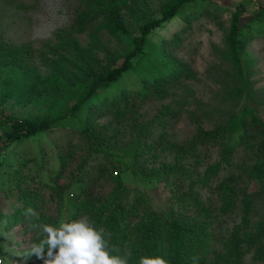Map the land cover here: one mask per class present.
<instances>
[{
	"label": "trees",
	"instance_id": "1",
	"mask_svg": "<svg viewBox=\"0 0 264 264\" xmlns=\"http://www.w3.org/2000/svg\"><path fill=\"white\" fill-rule=\"evenodd\" d=\"M195 1L161 0L155 11L148 0H77L73 25L57 32L41 67L30 63L31 47L0 39V178L7 181L0 189V219L6 230L20 227L31 264H42L32 249L45 239L34 225L59 227L82 218L103 230L112 255L130 251L128 264L158 257L167 264H243L247 255L264 264V119L245 105L211 129L197 126L188 141L179 143L169 133L172 119L186 109L184 100L171 95L181 88L187 101L191 92L184 81L195 77L176 55L194 17L181 10ZM243 11L236 6L224 35V54L237 76L232 89L238 94L249 85L243 70L251 62L246 47L254 38L239 25ZM254 15L264 24V6ZM177 18L183 24L179 29L153 38ZM86 29L89 41L83 45L74 33ZM103 31L118 39L135 32L132 48L122 56L111 51L102 42ZM129 72L136 76V88L124 85ZM168 97L174 104L164 102ZM151 99L161 104L144 119L141 109ZM9 100L34 105L38 113L5 111ZM42 134H57L56 166L47 172L42 158L18 157L21 151L14 149ZM206 147L217 149V159L199 171ZM239 149L252 155L249 162H234ZM31 162L43 175L36 183L24 172ZM126 173L136 185L125 180ZM251 183L256 187L250 189ZM161 184L170 193L166 211L150 202L154 196L160 203L151 189ZM1 198L8 199V213L1 210ZM50 203L61 221L49 213ZM29 208L38 219L26 215ZM228 216L235 220L218 248V222Z\"/></svg>",
	"mask_w": 264,
	"mask_h": 264
},
{
	"label": "rangeland",
	"instance_id": "2",
	"mask_svg": "<svg viewBox=\"0 0 264 264\" xmlns=\"http://www.w3.org/2000/svg\"><path fill=\"white\" fill-rule=\"evenodd\" d=\"M160 1L148 0V3L152 9L157 11ZM77 3V0H0V39L10 45L31 47L30 63L41 67L42 56L47 54L48 44L56 40L57 32L73 25ZM237 5H241L244 9L239 18L241 29H248L254 34V38L246 47L251 62L249 67L244 66L243 70V75L248 77L249 85L243 87L241 94L232 89L235 84L233 78L237 76L232 63L224 54V35L229 26L231 13ZM263 6L264 0H197L182 8V15L193 13L194 17L190 21V27L181 36L182 43L177 48L176 55L191 67L195 77L184 81V85L191 92L187 101L184 98L185 92L181 88H178L177 93L171 95L177 101L184 100L186 108L170 123L169 133L172 140L179 143L188 141L194 135L197 126L211 129L222 121L228 112L240 111L245 105L249 106L256 116L264 119V24L255 19L254 15ZM178 21L177 18L170 22L153 38L160 40L162 37L169 36L171 32L183 25L181 21ZM259 26L261 28L257 30ZM90 29H86L80 34L74 33L81 44L84 45L89 41L88 32ZM134 35L135 32H130L121 35L118 39L103 31L100 36L102 42L111 51L122 56L132 48L131 38ZM236 82L240 83L238 79ZM124 85L128 88L137 87L138 82L134 73L126 74ZM172 98L168 97L164 102L171 101L174 104L175 101L171 100ZM160 104L161 102L158 100H149L141 109V117L144 119L152 117ZM5 108H8L5 111L13 112L18 116H35L38 113V107L34 105L22 106L11 100L7 102ZM56 135L42 134L27 138L17 143L14 149L21 151L18 157L42 158L44 161L42 171L47 172L56 166L55 149L53 148ZM216 151L215 147H206L200 151L202 163L197 166L199 171L204 169L206 163L217 159ZM247 155L243 149H239L234 155V162L242 163L243 160L249 162L252 155ZM166 157L171 158L170 155ZM188 161H193V158L189 157ZM94 162L95 160L92 163ZM233 170L237 172L236 169ZM24 172L29 173L30 182L33 183L43 178L42 172L33 165V162L28 164ZM221 174H224V171ZM125 180L133 186L136 185L135 179L128 173L125 174ZM240 183L245 184L242 179ZM6 186V178L1 177L0 189ZM255 187L254 183L250 184V189ZM139 189L142 190L143 187H139ZM153 192L157 196L159 195L161 201L159 203L154 196H149L151 204L160 211L168 210L170 205L168 189L163 188L161 184L158 188L153 187L151 193ZM200 192L203 197H207L209 194L207 190ZM1 203H3L1 206L3 213H8V199L1 198ZM48 208L49 213L60 217L59 221H61V215L58 214L56 206L50 203ZM234 217L228 216L220 219L217 227L218 241L225 236L226 229L235 220ZM3 223L4 219H0L1 264H31V259L24 255L27 245L20 239V227L14 226L10 230H6ZM220 243L221 241L216 245L218 248H220ZM243 264L255 263L251 260L250 255H247Z\"/></svg>",
	"mask_w": 264,
	"mask_h": 264
},
{
	"label": "clouds",
	"instance_id": "3",
	"mask_svg": "<svg viewBox=\"0 0 264 264\" xmlns=\"http://www.w3.org/2000/svg\"><path fill=\"white\" fill-rule=\"evenodd\" d=\"M26 215L38 219L34 209H27ZM34 226L40 227L45 235L41 244L34 245L32 249L42 264H128L132 255L130 251H126L123 256L112 255L103 230H96L83 218L63 222L59 227ZM140 264H167V261L159 257L150 261L142 258Z\"/></svg>",
	"mask_w": 264,
	"mask_h": 264
},
{
	"label": "built area",
	"instance_id": "4",
	"mask_svg": "<svg viewBox=\"0 0 264 264\" xmlns=\"http://www.w3.org/2000/svg\"><path fill=\"white\" fill-rule=\"evenodd\" d=\"M2 263V261H0V264Z\"/></svg>",
	"mask_w": 264,
	"mask_h": 264
}]
</instances>
